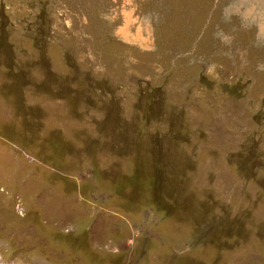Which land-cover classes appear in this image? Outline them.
I'll use <instances>...</instances> for the list:
<instances>
[{
  "label": "rangeland",
  "instance_id": "1",
  "mask_svg": "<svg viewBox=\"0 0 264 264\" xmlns=\"http://www.w3.org/2000/svg\"><path fill=\"white\" fill-rule=\"evenodd\" d=\"M0 264H264V0H0Z\"/></svg>",
  "mask_w": 264,
  "mask_h": 264
}]
</instances>
